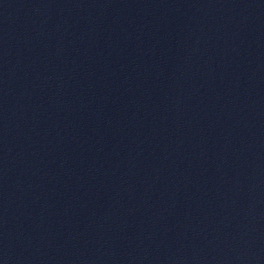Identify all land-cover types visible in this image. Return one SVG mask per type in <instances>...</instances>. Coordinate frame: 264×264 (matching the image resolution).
Returning <instances> with one entry per match:
<instances>
[{
    "label": "water",
    "instance_id": "95a60500",
    "mask_svg": "<svg viewBox=\"0 0 264 264\" xmlns=\"http://www.w3.org/2000/svg\"><path fill=\"white\" fill-rule=\"evenodd\" d=\"M0 264H264V0H0Z\"/></svg>",
    "mask_w": 264,
    "mask_h": 264
}]
</instances>
